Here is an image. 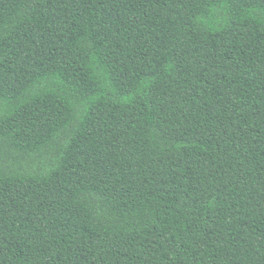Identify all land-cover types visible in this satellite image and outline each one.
<instances>
[{"label":"trees","instance_id":"trees-1","mask_svg":"<svg viewBox=\"0 0 264 264\" xmlns=\"http://www.w3.org/2000/svg\"><path fill=\"white\" fill-rule=\"evenodd\" d=\"M0 264H264V0H0Z\"/></svg>","mask_w":264,"mask_h":264}]
</instances>
